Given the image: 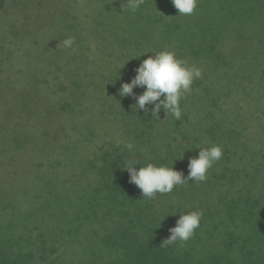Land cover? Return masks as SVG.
I'll return each mask as SVG.
<instances>
[{"label": "trees", "instance_id": "16d2710c", "mask_svg": "<svg viewBox=\"0 0 264 264\" xmlns=\"http://www.w3.org/2000/svg\"><path fill=\"white\" fill-rule=\"evenodd\" d=\"M8 1L0 0V18L8 12ZM35 2L37 8L42 5ZM219 43L215 39L199 41L191 52L199 50L194 54L198 56L194 63L211 65L214 72L223 68V50ZM103 47L96 58L104 62L98 67L104 68L105 72L112 68L111 61L115 64L123 62L124 57L115 51L116 47L113 50L106 43ZM184 49L176 48L178 59L184 57L181 55L186 51ZM88 61L90 63L85 62V65L98 64L94 58ZM91 72L85 71L84 76L90 77ZM69 73L72 76L75 70ZM259 78L264 88V69ZM44 81L49 105H0V120L4 122L0 131V173L8 177V174L14 176L18 170L25 175L17 182L11 178L10 184L0 179V213L15 204L32 205L68 189L79 205V209L68 216V225L77 227L62 233L66 232L76 240L80 235L81 248L88 233L97 235V242L103 244L104 250H97L91 257L101 259V264H264V140L255 141L254 148H246L248 142L242 137L240 141L234 131H223L217 111L224 104L223 99L230 95V89L214 92L216 87H209L201 76L194 80L191 93L183 94L180 100V119L165 113L163 108L158 118L151 116L150 111L140 109L135 113L130 110L119 114L103 110L94 116L99 119L97 126L100 128L101 123L102 126L108 123L106 126L111 125L109 129L114 131L100 132L99 128L90 129L79 124V121L83 122L84 114L93 117L95 112L90 113L80 101H74L80 97L76 95V89L67 88L69 95L55 100L52 90L66 87L59 86L56 77L50 80L49 75ZM59 101H63L61 105ZM30 106L34 108L33 112ZM45 108L57 116V126H48L42 116ZM29 113L37 119L31 121L30 117L26 118ZM158 119L162 123H158ZM257 120L264 129V122ZM28 128L37 133L38 143H33V132L26 130ZM78 139L80 141L76 144ZM129 143L134 146L131 151L126 147ZM212 145H219L223 155L208 171L205 182L189 180V183L175 187L171 193H157L154 199L142 198L141 190L129 182V173L123 167L125 163H131L139 170V167L151 163L174 167L187 176L189 159L198 156V148ZM62 156L75 160L78 167L67 169ZM71 178L79 181L71 184ZM68 184L71 189L66 188ZM258 190L261 191L257 196H252L251 191ZM144 207L146 209L142 211ZM188 210L207 211L210 217L206 219L211 224L205 218L200 224L210 240L214 233L208 228L223 227L216 232L213 244L209 243V237L205 242L202 240L199 228L188 243L177 241L170 246L162 245L180 214H186ZM220 212L224 213L221 217ZM214 214H218V221L211 216ZM10 225L0 228L7 229ZM78 225L84 226L87 233L80 234ZM10 237H0V264H29L27 258L33 256L34 259L39 253L44 255L42 259L48 264V259L51 258L52 262L51 255L57 257L62 247L54 242L49 244L51 246L43 245L39 251L26 250L23 245H18V238L16 242ZM39 237L45 241L49 236L41 234ZM50 237L54 240L55 235ZM116 251L112 259L111 254ZM77 254V250L72 251L70 260L60 263L83 264L81 258H74Z\"/></svg>", "mask_w": 264, "mask_h": 264}, {"label": "rangeland", "instance_id": "374dc122", "mask_svg": "<svg viewBox=\"0 0 264 264\" xmlns=\"http://www.w3.org/2000/svg\"><path fill=\"white\" fill-rule=\"evenodd\" d=\"M35 1L42 5L37 8ZM8 2V12L0 18L2 20L0 21V82L2 83L0 105L3 103L11 105L29 103L34 107L49 105L43 86L46 76L49 75L50 80L56 77L59 86L62 84L66 87V89L52 90V94L56 96L55 100L65 97L66 94L68 96L67 88L76 89V95L79 94L80 97L74 98L76 99L74 101H80L90 113L95 112L93 117L84 114V120L79 121V124L96 129L99 128L97 126L99 119L96 117L103 110L115 114L127 113L130 110L135 113L139 110L135 108L134 97L121 96L120 89L123 83L131 82L136 75L135 69L144 59L160 51L175 52L176 48H185L186 51L181 53L184 57L180 59L183 58L188 64H195L201 69L204 81L212 89L216 87L217 90L214 92L231 90L230 95L223 99L224 104L220 106L221 109L217 111V118L223 131H234L240 141L242 137L248 142L246 146L244 145L246 148H254L255 141L264 140V129L257 120L261 119L264 122V88L259 78L264 69V0H198L194 14L188 16L178 15L171 0H144L134 13L127 9L123 10L122 5L126 0H9ZM68 37L75 38L73 45L75 50L59 46V43ZM103 38L113 50L116 47L115 51L125 60L116 64L111 61L112 68L105 72L104 68L98 67L104 62L96 58L104 48ZM209 39L220 42L219 45L223 50V68L216 69L215 72L211 65L194 63L196 62L194 58L198 57L194 54L199 50L191 53L195 49L193 46L199 41ZM83 55L86 56L85 60ZM89 58H94L98 64L85 65V62L90 63ZM72 70H75V73L71 76L69 71ZM85 71L89 73L92 71L90 77L84 76ZM117 86L118 91L115 90ZM144 90L137 87L133 92L138 96ZM106 100L108 101L105 103ZM63 101H59V105ZM146 107L150 108L151 105ZM29 109L33 112L34 108L30 106ZM32 115L29 113L26 118L30 117L31 121L37 119L36 116L32 118ZM42 116L49 127L50 124L52 127L57 126V116L51 113L50 109L43 111ZM200 116L203 118L204 114ZM158 121L162 123L161 120ZM106 125L102 126L101 123L100 132L114 131L109 129L111 125ZM3 126L4 122L0 120V131ZM26 130L31 131V134L33 132L31 128ZM33 136V143H38L37 133L33 132ZM78 141L80 139L75 141L76 144ZM62 158L67 169L78 167L75 160H70L66 156ZM11 176L8 174L7 177L0 173V179L9 184L11 178L17 182L25 177L24 173L18 170L14 176ZM78 181L79 179L71 178L69 183L77 184ZM66 188H69V184ZM60 191L61 194L53 193L32 205L31 203L15 204L13 208L0 213V226L11 224L7 229L0 228V237L11 236L12 238L9 239L16 242L18 238V245H23L26 250L39 251L43 245L51 246L49 244L54 242L59 246L62 245L57 257L51 255L52 262L51 258L47 257L50 258L48 264H62L60 262L70 260L71 252L74 250L79 253L74 258H81L83 264H101L103 262L101 259L91 257L97 250H104L103 244L97 242V235L88 233L81 248L80 235L76 236V240L75 237H69L66 232L62 233L64 230L76 229L75 224L68 225V216L77 211L79 205L70 190ZM260 191H251V194L256 197ZM67 194L70 197H67ZM145 209L146 207L142 211ZM204 212L205 217L201 220L205 218V221L211 224V221L206 219L210 216H207V211ZM222 214L224 213L220 212V217ZM217 215H211L214 216V221H218ZM201 225L199 228H201L202 240L205 242L209 237V243L213 244L216 232L221 231L223 227L218 226L215 230L209 227L208 230L214 233L210 240V236L203 233L204 226ZM78 228L80 234L87 233L84 226L78 225ZM41 234L49 236L46 238L48 240L43 241L44 239L38 238ZM54 235L52 240L50 236ZM7 242L11 241L7 240ZM116 253L117 251L111 254L112 259ZM43 256L39 253L34 259L31 256L26 261L29 264H46L42 259Z\"/></svg>", "mask_w": 264, "mask_h": 264}, {"label": "clouds", "instance_id": "9594fccd", "mask_svg": "<svg viewBox=\"0 0 264 264\" xmlns=\"http://www.w3.org/2000/svg\"><path fill=\"white\" fill-rule=\"evenodd\" d=\"M144 0H126L122 5L123 10L136 12ZM172 5L178 11V15L194 14L198 0H171ZM74 37H68L59 43L63 48H73ZM73 50H75L73 48ZM136 75L130 83H123L120 89L121 96H133L136 100V109L151 113L158 117L163 108L165 113H170L173 118L180 119V100L185 93H191L194 80L201 77V69L195 64L189 65L186 60L178 59L176 53L164 50L144 59L135 69ZM141 87L145 90L140 95H135L134 88ZM163 97V99H161ZM152 105L151 109L146 106ZM131 151L133 145L127 144ZM198 156L189 159L188 175L174 170V167L156 166L148 164L139 167L131 163H125L124 169L129 173L130 183L141 190L142 198L154 199L156 194H168L177 186L195 182H205L207 173L223 155L219 145L198 148ZM203 212L200 210L180 214L174 227L169 229L170 236L162 242L164 246H170L180 242H187L194 237L196 229L200 227Z\"/></svg>", "mask_w": 264, "mask_h": 264}]
</instances>
